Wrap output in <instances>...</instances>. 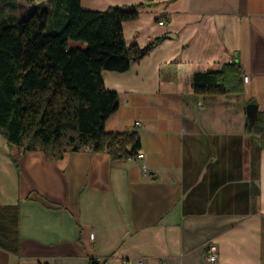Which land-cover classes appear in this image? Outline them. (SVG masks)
<instances>
[{
	"label": "crops",
	"instance_id": "1",
	"mask_svg": "<svg viewBox=\"0 0 264 264\" xmlns=\"http://www.w3.org/2000/svg\"><path fill=\"white\" fill-rule=\"evenodd\" d=\"M80 5H141L123 24L126 44L166 38L128 71L102 73L119 97L105 129L138 132L144 157L81 151L49 160L0 134V264H264V149L246 133L247 105L264 112V0ZM231 63L241 93L194 92L196 74ZM210 241L216 263L206 258Z\"/></svg>",
	"mask_w": 264,
	"mask_h": 264
},
{
	"label": "trees",
	"instance_id": "2",
	"mask_svg": "<svg viewBox=\"0 0 264 264\" xmlns=\"http://www.w3.org/2000/svg\"><path fill=\"white\" fill-rule=\"evenodd\" d=\"M80 1L56 0L62 15L50 32L49 12L41 7L24 21L0 28V134L10 148L41 150L49 160L90 151L127 161L141 151V138L136 131H106L119 97L106 89L102 73L128 71L166 38L144 48L128 46L123 24L138 19L141 5L98 12L82 10ZM241 82L237 64L231 63L221 72L196 74L193 89L196 94L241 93ZM246 133L259 136L264 149V112L257 111ZM90 264L105 262L94 258Z\"/></svg>",
	"mask_w": 264,
	"mask_h": 264
},
{
	"label": "rangeland",
	"instance_id": "3",
	"mask_svg": "<svg viewBox=\"0 0 264 264\" xmlns=\"http://www.w3.org/2000/svg\"><path fill=\"white\" fill-rule=\"evenodd\" d=\"M39 7L49 12L48 32L54 30L55 22L62 15V10L57 8L56 0H43L36 3H28L22 0H0V28L6 22L14 25L21 22L22 19H27L29 13L31 14L34 10L37 11Z\"/></svg>",
	"mask_w": 264,
	"mask_h": 264
},
{
	"label": "built area",
	"instance_id": "4",
	"mask_svg": "<svg viewBox=\"0 0 264 264\" xmlns=\"http://www.w3.org/2000/svg\"><path fill=\"white\" fill-rule=\"evenodd\" d=\"M160 25L164 24V21L159 22ZM249 80L248 76L243 77V81L247 83ZM136 125H139V122L136 123ZM143 154L139 152L135 156L131 157L129 160L134 161H141L143 159ZM144 171H146V167H143ZM93 238V235H91V239ZM205 251H206V258L211 263H216L218 260V246L215 242L210 241L205 245ZM43 264H52V263H43Z\"/></svg>",
	"mask_w": 264,
	"mask_h": 264
},
{
	"label": "water",
	"instance_id": "5",
	"mask_svg": "<svg viewBox=\"0 0 264 264\" xmlns=\"http://www.w3.org/2000/svg\"><path fill=\"white\" fill-rule=\"evenodd\" d=\"M257 111H258V106L256 104H249L246 107V112L250 118H255Z\"/></svg>",
	"mask_w": 264,
	"mask_h": 264
}]
</instances>
